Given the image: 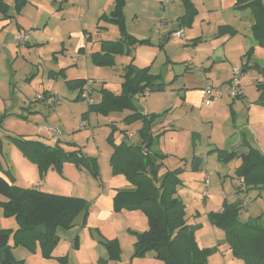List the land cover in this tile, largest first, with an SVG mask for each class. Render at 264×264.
Returning a JSON list of instances; mask_svg holds the SVG:
<instances>
[{
	"label": "rangeland",
	"instance_id": "1",
	"mask_svg": "<svg viewBox=\"0 0 264 264\" xmlns=\"http://www.w3.org/2000/svg\"><path fill=\"white\" fill-rule=\"evenodd\" d=\"M111 1L40 0L38 9L25 3L24 17L32 26L28 30L40 34L33 35V44L22 48L18 55L10 39L14 24L0 35L2 169L10 170L13 184L21 188L42 189L43 185L51 187L66 182L52 168L40 176L35 163L9 139L40 141L50 146L54 142L46 128L58 127L64 132L60 138L61 146L66 148L64 152L96 159L97 177L83 169L88 175L81 182L83 187L89 188L92 183L94 188L114 191L126 184L122 175L111 170L112 148L108 138L111 136L115 144L122 140L136 143L141 123L125 120L130 112L127 110L107 115L90 112L87 103L76 99L80 91L76 84L85 80V86L90 79L98 89L101 86L114 93L121 92L123 67L133 58L135 68L148 67L164 84L161 91L133 98L137 112L161 113L162 120L152 127L151 147L152 151L166 155L158 177L166 171L181 169L177 196L184 204L188 224L199 226L195 233L198 245L212 251L207 264H244L232 256L224 232L210 224L208 215L216 213L223 204L235 203L238 198L235 193L239 190V200L248 204L242 207L239 220L264 226V191H246L244 183L239 187L236 170L240 159L220 161L212 150H236L239 131L246 130L250 138L248 146L264 155V122L255 121L248 110L257 102L255 85L262 78L253 66L264 69V48L251 36L246 22L252 21L251 13L235 11L221 0H192L196 14L190 24L182 23L184 38L173 39L172 34L179 31V21L184 15L182 0L165 5L158 0H125L122 10L125 31L148 44L129 48V54L125 48L112 66H97L91 62L90 53L98 50L99 40H117L121 36L114 24L98 21L104 13L109 14ZM222 25L231 26L233 35H220ZM102 26L105 29L99 28ZM246 64L248 67L242 72ZM234 67L241 71L239 87L244 97L240 99L230 96L226 84ZM71 77L73 80H69ZM206 78L216 79L211 82L212 96H204L199 106L192 108L183 100L184 94L186 90L202 91ZM52 98L59 99V103H52ZM80 123L85 125L82 130L78 129ZM0 199L4 200L1 196ZM89 209L88 224L56 230L58 241L49 258L42 256L38 243L34 252L14 245L17 222L14 217L5 218L1 207L0 233L4 234L0 235L7 237L6 244L14 259L22 264H60L58 257L62 256L68 264H164L153 252L141 257L134 255L135 234L147 228L146 216L141 210L124 208L118 213L112 212L109 220H98V213ZM75 237L77 249L72 247Z\"/></svg>",
	"mask_w": 264,
	"mask_h": 264
},
{
	"label": "trees",
	"instance_id": "2",
	"mask_svg": "<svg viewBox=\"0 0 264 264\" xmlns=\"http://www.w3.org/2000/svg\"><path fill=\"white\" fill-rule=\"evenodd\" d=\"M184 15L180 22L190 24L196 10L190 0H182ZM26 0H16L15 10L19 11ZM125 0H114L113 9L109 15H102L98 21H106L118 27L121 34L116 41H100L99 51L90 55L91 62L97 66H112L114 57L129 54V48L135 45L148 44V41H138L127 34L122 14ZM0 1V9L2 10ZM235 11L251 13L250 32L256 43L264 48V0H234ZM227 34L234 31L223 27ZM224 33V32H223ZM131 58L129 64L123 68V82L121 92H113L101 88L100 101L90 105L89 111L107 115L115 111H130L125 120L140 122L141 129L137 132L136 143L122 140L115 144L111 136L108 142L112 153L109 164L113 174L122 175L127 182L125 188L116 190L112 198V210L115 213L127 208L141 210L147 220V230L135 234L134 255L143 256L153 252L156 259L164 264H207L211 250L198 245L195 233L199 226L188 224L185 218V207L177 197L176 187L181 185L178 178L181 169L166 171L158 177L163 166L165 155L152 151V127L161 115L142 114L136 111L133 98L145 92L161 91L164 84L159 77L149 72V68H135ZM247 65V64H246ZM253 68L261 75L256 82L258 99L256 104L264 108V69L258 65ZM246 67L242 69L245 72ZM76 84L81 92L85 81ZM72 85L71 82H67ZM236 98H242L241 94ZM79 99V95L76 97ZM235 120L233 114L232 119ZM126 135V134H125ZM241 144L245 151H230L213 149L220 161L227 162L232 158L241 161L236 170V177L242 178L245 190L264 191V155L248 146V133L239 132ZM21 153L35 163L39 175L45 174L50 168L59 174L64 163L73 164L77 169H87L92 176L97 177L96 159L85 157L76 152H64L58 145L49 146L40 141H28L9 138ZM0 207L5 218L14 217L17 228L13 233L14 245L21 246L29 252H34L38 243L44 258L51 257V252L58 241L56 230L71 229L78 217L82 218V225L86 224L88 216V201L81 197L65 196L41 191L37 188H21L13 184L14 178L8 170L0 165ZM239 193V190L237 194ZM242 202L237 199L233 204H223L221 210L210 213V224L224 232L225 243L232 256L240 259L244 264H264V226L255 221L241 222L239 220ZM0 234H4L1 232ZM74 249L78 248V238L72 242ZM110 250V248L107 246ZM115 256V255H113ZM1 264H22L13 257L9 245L0 248ZM61 264L65 257L58 258Z\"/></svg>",
	"mask_w": 264,
	"mask_h": 264
},
{
	"label": "crops",
	"instance_id": "3",
	"mask_svg": "<svg viewBox=\"0 0 264 264\" xmlns=\"http://www.w3.org/2000/svg\"><path fill=\"white\" fill-rule=\"evenodd\" d=\"M0 1L2 2V5H3L2 6V10L0 9V35L5 31V29L8 26H13V24H14V27L11 28L10 39H11L12 43L14 44V46L16 47V49H15L16 50V55H18L24 49L18 50L17 43L14 40V35H15L16 32H23L25 30L31 29V27H32L31 26V23L28 20H26V17H24V11L26 9V6H29V5L30 6H33L35 9H38L40 0H26V6H25V8H21L19 11H16L15 10V2H16V0H0ZM66 1H69V0H66ZM158 1L160 2V0H158ZM221 1H225V3L226 4H229L231 6V8L233 9L232 6L234 4V0H221ZM190 2L192 3V0H190ZM35 4H37V5H35ZM110 4H108V5H110L108 7V9L111 12V10L113 9L114 0L111 1ZM104 15L107 16L109 14H105L104 13ZM246 22L249 23V26H250V21L247 20ZM99 23L100 22H98V26L100 25ZM179 25H180V29L179 30H181V28L183 29L182 23L180 21H179ZM223 27H227L228 29L233 30L231 28V26H229V25H222L221 28H223ZM99 28L102 29V30L105 29L104 26L99 27ZM223 32L225 33V30ZM223 32H222V35L224 34ZM39 34H38V32L31 33L25 47H27L29 44H33L31 42L32 41L31 38H32L33 35H39ZM225 34L226 35H229L227 33H225ZM232 35L233 34H230V36H232ZM40 39L42 40L43 37H41ZM117 40H119V39H117ZM85 41H86V39H83V43L84 44H85ZM100 41H102V40H99V42H98L99 45H100ZM110 41H116V40H110ZM35 42H37V41L35 40ZM83 43L81 42L80 45H82ZM42 44H43V42H41L40 45H42ZM36 45H38V44L36 43ZM99 48H100V46H99ZM99 48H98V50L90 53V55L93 54V53H95V52H97V51H99ZM80 50H83V47H80ZM115 58H116V56L114 57V59ZM244 67L247 68L248 65H246ZM234 68H236V67H234ZM140 69H142V68H140ZM121 76H123V70H122ZM77 79H81V78L78 77ZM229 79L227 80L226 84L228 83ZM69 80H73L72 77ZM212 80H213V82L214 81L216 82V79H212ZM208 81H211V80L209 78H206L205 84ZM96 87H97V85H94L93 86V88H94L93 89V99H96V100H94V104L99 103V101H100L99 90L102 88L101 86H100L99 89L96 88ZM70 88H73V85H70ZM118 93H114V94H118ZM195 93H200V94H195ZM240 93H241V96L244 97V94L242 92H240ZM79 94H80V92H79ZM203 98H204V94H203V88H202V91H200V92H195V91H192V90H186V92L184 94V97H183V100H185L192 108H195V107L199 106L198 104H199L200 100H202ZM254 105H255L254 107L251 106V107L248 108L250 117H254L255 121L264 122V108L260 107L257 104H254ZM129 114H130V112L128 113V115ZM158 115H161V113L158 114ZM160 120H162V119H158L156 121L157 122L156 124L160 123L159 122ZM80 124L84 125L83 123H80ZM84 128H85V125H84ZM63 133H62V135H63ZM249 133L252 134V132H249ZM160 134L162 135L163 133H160ZM130 135L132 136V134H130ZM66 136H68L67 137L68 139H71L72 138L71 135H66ZM60 138H59L58 141H54L53 140L54 143L52 145H50V146L58 145L63 151H66L65 150L66 148H64L63 146H61L63 144H62V141H61ZM249 139L250 138H248V142H249ZM133 143H135V142H133ZM69 144H71V143H69ZM235 145H237L236 147H238V148H236V150H233V151H241V152L242 151H245V149H243L242 144H241L240 135H239V139L236 141ZM214 149H221V148H214ZM222 150H225V149H222ZM111 153H112V151H111ZM109 158H110V156H109ZM196 164H197V161H196ZM5 170H8V169L5 168ZM8 171L10 172V170H8ZM61 171H62V178L61 179L62 180H65L67 183L66 182H62V183H58L56 186L51 185V187H49L48 185H43L42 186L43 187L42 189H45V190H42L41 188H38V189L41 190V191H45V192L53 191L51 193L60 194V195H66V196L68 195V196H75V197L84 198L85 200L88 201V204L90 206L89 208H91L94 211L95 214L98 213L97 216H96V218H98V220H104V219L109 220V219H111L112 212H113V210H112V198H113L116 190L121 189V188H125L127 186V182H126V184H123V185L117 187L114 191H109V190L107 191L104 188L103 189H101V188H98V189L97 188H94V186H93L92 183H89L90 184V187L89 188H85V187L82 186L83 183H81L83 181L84 177H87L88 176L85 170H83V169H81V170L80 169H77L73 164L64 163L62 165V167H61ZM61 189H65V191H68V192H64ZM236 191L238 192V190H236ZM73 192L76 195L72 194ZM237 192L235 193V195L239 198ZM220 210H221V208L218 211H220ZM90 217H91V215H89V217H87L86 224H88V222L90 221ZM76 225H80V226L82 225V218L81 217H78L77 218V220L75 221V224H74L73 227L75 228ZM58 230L59 229H57V231ZM146 230H147V228H146ZM58 258H61V257H58ZM64 264H68V262H65Z\"/></svg>",
	"mask_w": 264,
	"mask_h": 264
},
{
	"label": "built area",
	"instance_id": "4",
	"mask_svg": "<svg viewBox=\"0 0 264 264\" xmlns=\"http://www.w3.org/2000/svg\"><path fill=\"white\" fill-rule=\"evenodd\" d=\"M171 2H175V0H160V3L162 5H165L167 3H171ZM31 34V30H25L23 32H18L16 35H14V40L15 42L17 43V48L18 50H22V48H24L26 46V43L29 39V36ZM172 38L173 39H182L184 38V34L181 30L179 31H175L173 34H172ZM241 74V71L239 70V68H233L232 69V72H231V77L227 83V87H228V90H229V93H230V96L233 97V98H236L238 95H240L241 93V90H240V87H239V80L241 78L240 76ZM211 82L213 81H208L203 89V93H204V96H209L211 97L212 96V93H213V87L211 85ZM95 83L88 79L86 81V84L85 86L82 88L80 94H79V98L80 100H82L83 102L87 103L88 106L90 105H93V85ZM145 94L147 95L148 92H145ZM51 102L54 103V104H58L59 103V99L57 98H52L51 99ZM79 130H82L84 129V125L80 124L79 127H78ZM47 132L50 134V136L52 137V139L54 141H58L59 138L61 137L62 135V132L61 130L58 128V127H47L46 128ZM129 137H132L131 135H129ZM238 182H239V187L242 186V184L244 183L243 182V179L242 178H239L238 179ZM239 199V198H237ZM242 206L243 207H247L248 204L245 203L244 201H242Z\"/></svg>",
	"mask_w": 264,
	"mask_h": 264
},
{
	"label": "water",
	"instance_id": "5",
	"mask_svg": "<svg viewBox=\"0 0 264 264\" xmlns=\"http://www.w3.org/2000/svg\"><path fill=\"white\" fill-rule=\"evenodd\" d=\"M7 242V237L5 235H0V248H2Z\"/></svg>",
	"mask_w": 264,
	"mask_h": 264
},
{
	"label": "bare ground",
	"instance_id": "6",
	"mask_svg": "<svg viewBox=\"0 0 264 264\" xmlns=\"http://www.w3.org/2000/svg\"><path fill=\"white\" fill-rule=\"evenodd\" d=\"M93 104H94V100H93Z\"/></svg>",
	"mask_w": 264,
	"mask_h": 264
}]
</instances>
